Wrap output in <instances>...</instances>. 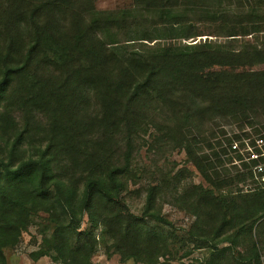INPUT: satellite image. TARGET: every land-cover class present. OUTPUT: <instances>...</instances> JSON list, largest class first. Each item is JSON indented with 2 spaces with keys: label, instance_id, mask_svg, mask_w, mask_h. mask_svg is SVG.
Masks as SVG:
<instances>
[{
  "label": "trees",
  "instance_id": "1",
  "mask_svg": "<svg viewBox=\"0 0 264 264\" xmlns=\"http://www.w3.org/2000/svg\"><path fill=\"white\" fill-rule=\"evenodd\" d=\"M233 1L252 8L248 18L220 17H227L220 8ZM3 4L0 122H6L10 135L0 133V264H7L4 248L19 242L38 211L48 215L51 231L30 253L33 260L49 255L62 264H92L97 236L90 229L108 234L123 259L154 263L164 255L174 237L173 223L157 206L166 182L147 187L140 216L130 212L122 197L130 147L122 164L113 163L108 141L93 140L99 130L110 139L114 131L131 137L154 126L161 133L157 140L182 148L216 189L251 177L245 164L244 169L227 165L230 143L241 134L227 135L225 126L242 130L257 123L253 119H264V69L253 68L264 65V45L246 39L148 42L208 34L182 18L184 11L199 7L208 13L209 25L225 30L230 39L263 34L264 10L253 7L264 6V0H135L156 12L158 30L166 32L149 36L133 29L125 39L108 31L121 26L126 13L104 17L89 0ZM93 98L98 109L91 111ZM3 107L45 112L48 121L41 131L29 119L17 127ZM254 131L260 133L258 127ZM189 189L176 196L194 216L186 231L193 246L209 249L198 264H264V236L257 239L253 231L264 225V219L256 225L264 216V188L231 200L219 199L212 190ZM84 215L89 230H79Z\"/></svg>",
  "mask_w": 264,
  "mask_h": 264
},
{
  "label": "rangeland",
  "instance_id": "2",
  "mask_svg": "<svg viewBox=\"0 0 264 264\" xmlns=\"http://www.w3.org/2000/svg\"><path fill=\"white\" fill-rule=\"evenodd\" d=\"M85 1L87 0H79V4L81 5ZM89 1H91L93 8L97 12H100V15L104 17L115 13L114 11H124L126 13V16L124 17L126 20L119 21L121 26L119 25L118 27H113L111 31L109 30L108 36L111 33H115L116 38L125 39L128 31L133 29L138 31L142 30V34L149 36L159 34L161 31L158 30L160 28V26H158L160 21H157L155 16L156 12H151L150 10L143 9L142 6L135 5V0ZM4 2L5 0H0V5L2 7H5L3 4ZM220 9H223L224 14L227 16H220L222 19L237 20L248 18L249 16L245 14L252 8L248 7L246 4H239L238 2L234 3L233 1L228 6ZM253 10H264V6H254ZM184 12L186 14L182 18H184L186 24L197 26V28L203 26L199 29H205V33L208 34L189 37L187 39L181 36L157 38L148 43L150 45H157L160 42L194 43L196 41L204 42L205 40L208 42H241V39H246L249 43L264 45V33L255 35L250 34L243 37L236 36L237 41L230 39L232 37L224 35L225 30L214 28L209 25L208 13L205 9H201V7L195 9L192 13L189 11ZM162 30L165 31V28ZM31 68L33 69V67ZM253 68L264 69V65L254 66ZM4 108L5 107L1 108V112L6 113L9 116L12 125L15 124L17 127L22 128L23 121L29 119L31 122L29 125H32L41 131L44 129V126H46L48 121V114L45 112H40L41 115H39L36 110L27 108L10 107L8 110H5ZM96 109H98V103L97 100L93 98L91 99L90 110L92 111ZM253 120L257 123H254L253 126H245L242 130L236 128L234 125H226L225 129L227 135L236 133L239 135L241 134L240 138H252L257 134L263 133L264 119H261L260 121L258 118ZM0 126L1 134L10 135V129L6 126L5 121L0 122ZM254 127H258L260 133L255 134ZM245 134H247V136H245ZM158 135H161V133L155 129L154 126H150L143 128L142 131L133 134L131 137H128L122 130L114 131V136L110 139H106L103 130H99V132L95 133L93 140L97 139L98 142L102 140L108 141V154L110 158L112 157V162L115 164H122L123 155L126 152L127 147H130V172L125 176L127 186L122 197L125 200V205L133 214L137 216L142 214L146 189L149 185H159L161 182H166V186H162L160 189L157 206L160 208L162 214L173 223V230L169 228L171 232L174 233L173 241L170 243L164 255L158 254L157 260L154 263H147L141 260H136L132 257L123 259L122 255L112 247L111 242L109 241L110 236L105 233H103V236H100L99 230H91L87 217L84 215L79 230L90 229L91 234H96L97 236V243L90 259L92 264H198L199 262H203L204 259L208 257L209 249L207 247L195 248L193 246L186 231L194 221V216L187 210L183 209L180 203L177 202L176 192L190 186L189 190L192 188H196L200 192L202 190L203 192L212 190L213 195L217 196L219 199L225 198L231 200L238 198L240 194L261 188L257 182L251 179V177L243 179L244 181H234L221 189L214 188L202 178L198 170L187 160L182 148H177L168 144V142L164 143V141L157 140ZM128 138H130L129 141L131 145L126 142ZM0 144H2L1 140ZM228 156L233 158L235 154L230 152ZM61 162L63 165L64 160ZM229 164L231 165L233 163H228L227 165ZM237 167L240 169L242 168L238 164ZM77 175L80 176V173L77 172ZM198 187H200L201 190H199ZM205 197V202L212 203L210 196ZM47 217L48 215L44 211H38V213L33 216L27 230L22 232L19 242L14 247L4 248L3 253L7 264H62L54 262L49 255H43L34 260L30 256L31 252L39 249L43 236L51 231ZM263 219L264 216L258 220L256 225ZM170 230L167 228V231ZM253 231L256 238L261 239L264 236V225L258 228L255 227Z\"/></svg>",
  "mask_w": 264,
  "mask_h": 264
},
{
  "label": "built area",
  "instance_id": "3",
  "mask_svg": "<svg viewBox=\"0 0 264 264\" xmlns=\"http://www.w3.org/2000/svg\"><path fill=\"white\" fill-rule=\"evenodd\" d=\"M228 154L233 152L231 163L246 169L251 173V179L264 188V132L254 137L232 140ZM233 159V160H232Z\"/></svg>",
  "mask_w": 264,
  "mask_h": 264
}]
</instances>
